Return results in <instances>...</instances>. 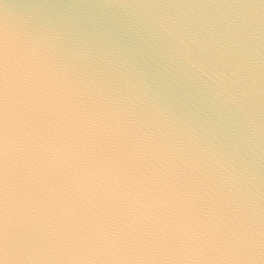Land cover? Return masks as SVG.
Listing matches in <instances>:
<instances>
[{
	"label": "clouds",
	"instance_id": "9594fccd",
	"mask_svg": "<svg viewBox=\"0 0 264 264\" xmlns=\"http://www.w3.org/2000/svg\"><path fill=\"white\" fill-rule=\"evenodd\" d=\"M0 264H264V0H0Z\"/></svg>",
	"mask_w": 264,
	"mask_h": 264
}]
</instances>
